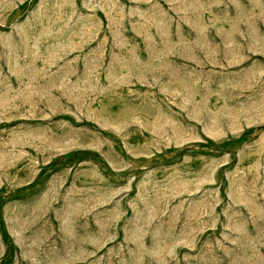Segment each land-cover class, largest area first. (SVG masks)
<instances>
[{
  "label": "rangeland",
  "instance_id": "1",
  "mask_svg": "<svg viewBox=\"0 0 264 264\" xmlns=\"http://www.w3.org/2000/svg\"><path fill=\"white\" fill-rule=\"evenodd\" d=\"M0 264H264V0H0Z\"/></svg>",
  "mask_w": 264,
  "mask_h": 264
}]
</instances>
